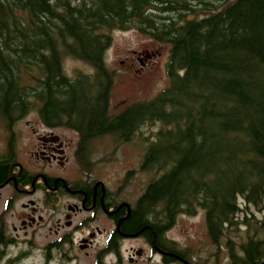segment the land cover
<instances>
[{
  "label": "trees",
  "instance_id": "1",
  "mask_svg": "<svg viewBox=\"0 0 264 264\" xmlns=\"http://www.w3.org/2000/svg\"><path fill=\"white\" fill-rule=\"evenodd\" d=\"M112 30L168 48V87L115 114L104 63ZM66 56L94 72L67 77ZM33 69L38 79L22 84ZM30 112L78 135L85 171L95 141L147 143L141 170L152 177L138 199L122 198L131 203L121 205L131 210L123 232L163 244L172 263L207 264L166 237L178 215L201 211L211 243L227 241L229 264H264V0H0V122L8 128ZM155 125L151 136L141 132ZM111 246L104 253H117Z\"/></svg>",
  "mask_w": 264,
  "mask_h": 264
},
{
  "label": "rangeland",
  "instance_id": "2",
  "mask_svg": "<svg viewBox=\"0 0 264 264\" xmlns=\"http://www.w3.org/2000/svg\"><path fill=\"white\" fill-rule=\"evenodd\" d=\"M74 1L78 3L82 1L88 2L89 0ZM108 35L111 36L112 42L104 55V63L114 77L110 95L111 114L121 111L126 105L133 102L151 100L168 87L166 75L168 48L166 46L141 35L135 30H112L108 32ZM144 51L150 52L151 60L147 62L143 70H140L136 57ZM61 66L64 74L69 78H74L78 73L92 74L94 72L89 65L67 56L61 60ZM38 77L39 74L35 69L25 71L22 74L21 83L30 84L38 79ZM36 114L37 112L28 113L25 120L18 125L19 143H22V146L23 143L27 145L28 141L32 140L34 142L33 134L30 135L32 125H29L28 122H35ZM158 127L159 125L144 127L141 132L145 136H151L153 131H156ZM36 128L40 132H43V134L47 131L43 126ZM51 130L49 131L55 132V135L69 144L68 150L72 158L70 160V168L83 169L79 158L81 153L79 150L76 151L78 135L61 126H56ZM2 146L3 127L0 124V150ZM146 147L147 143H143L137 138L127 143L113 142L109 138L91 143L87 157L92 162V171H90L89 176L93 181L101 182L111 193L119 194L121 198L128 201H135L141 196L144 187L152 177L151 174L141 170V162ZM27 150L30 151V148H27ZM33 151H35V144L32 146L30 152ZM19 210V204H17L15 210L9 216L8 225L12 221H15L13 217L17 215ZM262 213L264 211L257 213L258 217L264 218V214ZM42 214L44 217L47 216V212H42ZM203 217L204 214L201 211H198L192 217L178 215L175 226L166 233L167 239L174 241L181 250L188 249L189 254L195 262L229 264L230 260L226 248L227 241L223 240L219 245H213L206 234ZM93 226L94 224L87 230L77 234L73 246H64L63 253L57 252V259H53L49 264H93L97 253H101L102 247L98 246L92 250H80V247L77 245V240L82 236H86ZM8 229L11 230L10 227ZM45 231L46 229L42 228V230L37 232L35 237L28 236L26 238L20 233V238H24L23 241L32 240V247H30L29 243H21L15 247H11L8 251V258L32 248L29 258L23 264H42L45 254L41 250L44 249L51 239L50 235H45ZM241 238H243L242 234L235 239L237 246L238 243H242ZM100 241H102L101 238H98L97 243ZM140 248H143L145 255L141 260L138 256H135V259H137L136 264H149L147 258H145L146 255H150L149 247L145 246L141 239L122 242L120 246V261L115 256H112V254H106L104 256L105 263L132 264L128 262L129 258H132L130 252ZM160 260V256H155L151 264H160Z\"/></svg>",
  "mask_w": 264,
  "mask_h": 264
},
{
  "label": "flooded vegetation",
  "instance_id": "3",
  "mask_svg": "<svg viewBox=\"0 0 264 264\" xmlns=\"http://www.w3.org/2000/svg\"><path fill=\"white\" fill-rule=\"evenodd\" d=\"M136 59L145 66V60L141 57ZM27 115L13 118L8 128L0 122L3 126L0 163L3 164L2 168L8 170L4 175L0 172V253L5 255L11 247L21 243H29L32 247V240L23 241L24 238L21 239L19 234L22 233L25 238L35 237L44 228L45 235H50L51 239L41 250L45 254L42 264H49L57 259V252L63 253L64 246H73L77 234L94 224L86 236L77 240L78 247L84 246L85 250L102 247L93 264L97 263L104 251L112 248V244L119 249L122 242L137 239L143 240L145 246L149 247L150 255L145 257L149 264L155 256L161 257L160 264H172L174 259L165 256L163 252L168 249L163 244L160 245L163 249H157L144 232L127 234L122 231V222L131 210L129 208L126 212L121 209V205L127 204L130 207L131 203L123 202L119 194L111 193L101 182L93 181L90 172L70 168L72 158L69 144L55 135V132H50L55 127L41 124L36 114V121L28 122L32 125L30 135L33 134L34 142L30 139L27 145L19 143L18 125ZM35 126H43L47 131L43 134ZM34 144L35 151L30 152ZM17 204L20 210L13 217L15 221L8 225L9 216ZM42 212H47V216L44 217ZM98 238L102 240L99 243ZM131 252L132 258L128 262L132 264L137 263L135 256L141 260L145 255L143 248ZM110 254L120 261V251ZM5 257L2 262L7 264L8 254Z\"/></svg>",
  "mask_w": 264,
  "mask_h": 264
}]
</instances>
